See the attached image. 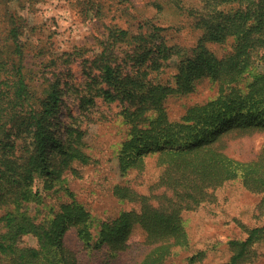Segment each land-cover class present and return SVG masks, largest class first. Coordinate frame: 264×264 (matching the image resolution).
<instances>
[{"label": "trees", "instance_id": "obj_1", "mask_svg": "<svg viewBox=\"0 0 264 264\" xmlns=\"http://www.w3.org/2000/svg\"><path fill=\"white\" fill-rule=\"evenodd\" d=\"M169 2L186 10L202 32L195 46L168 45L162 27L149 22L145 33L113 25L98 41V53L83 60L89 65L79 104L94 106L97 97L123 104L119 173L144 175L148 159L159 170L143 192L112 185L111 196L131 207L98 224L65 187L69 172L77 176L79 167L93 161L75 118L63 122L60 117L69 87L56 75L45 76L53 59L41 63V78L29 70L24 19L6 10L8 29L0 39V264H87L86 256L93 260L98 254V264H114L132 249L133 264H167L176 249L189 246L183 214L214 200L215 189L238 180L245 190L262 195L264 204V71H256L264 68V0ZM86 6L93 18L101 19L100 4L88 0ZM155 6L161 9L159 3ZM224 43L228 49L222 54L212 49ZM173 56L174 85L157 82ZM203 80L216 86V95L171 120L166 99L192 93ZM257 136L258 147L249 148ZM233 141L242 150L249 148L248 157L230 152ZM51 191H64L69 200L38 219L29 209L42 205ZM135 229L144 234L139 242L131 241ZM245 231L244 240L228 242L231 256L223 264H252L257 258L253 246L264 240V227ZM68 232L75 249L65 242ZM24 237H32L35 245H22Z\"/></svg>", "mask_w": 264, "mask_h": 264}, {"label": "rangeland", "instance_id": "obj_2", "mask_svg": "<svg viewBox=\"0 0 264 264\" xmlns=\"http://www.w3.org/2000/svg\"><path fill=\"white\" fill-rule=\"evenodd\" d=\"M87 1L0 0V39L4 38L8 29V9L24 19L26 28L22 40L28 41L25 61L29 70H32L36 78H41V63H48L53 59L55 64L48 68L45 76L48 79L58 76L64 86L69 87L68 96L65 97L66 107L60 117L63 122L75 118L76 125L85 132L83 141L93 161L88 166L79 167L77 176H72L69 172L65 187L73 192L75 199L85 205L94 217L95 224H98L115 217L120 210L131 207L111 196L109 188L112 185L127 184L143 192L156 180L159 170L155 168L153 159H148L144 175L133 171L127 175L119 173L116 151L125 131L120 114L123 104L117 99L104 101L102 97L95 98L94 106L79 104L78 95L85 90L87 81V76L83 73L89 65L83 63V60L92 59L98 53V41L106 34L108 26L116 25L133 33H145L150 29L145 27L149 22L150 25L162 27L160 34L168 45L174 43L184 48L195 46L202 32L194 28L193 17L186 10H178L168 3L169 0H95L96 5L100 4L103 8L101 19L91 16L86 6ZM155 3H159L161 9H157ZM212 49L222 54L228 49V43L214 45ZM77 50L81 51V57L70 55ZM63 59H68V62ZM176 61L175 56L167 60L168 67L161 69L160 74L155 77L157 82L174 85L172 77L176 73ZM147 64L148 61L144 65ZM256 71L263 72L264 68L258 66ZM151 76H155V73ZM216 93V86L208 80L197 81L192 93L172 94L166 99L164 106L169 118L177 121L187 107L203 103ZM251 139L249 148L258 147L261 138L257 136ZM232 143L231 153L242 158L248 157L249 148L242 150L239 144L234 141ZM213 194L214 200L210 199L196 210L183 214L189 246L186 249H176L167 264H223L231 256L229 241L244 240L245 230L264 227L262 195L245 190L238 180L222 185ZM68 200L64 191H51L42 205L37 208L32 205L29 212L37 214L38 219H41L50 207L56 208L59 203ZM143 237L141 230L135 229L131 241L139 242ZM65 242L69 248L75 249L76 241L72 233L66 234ZM35 243L32 237H24L22 241V245L26 246H34ZM253 248L258 256L252 264H264V240L256 243ZM86 259L87 264H98L101 254L94 256L93 260L87 256ZM114 264H133V249L116 258Z\"/></svg>", "mask_w": 264, "mask_h": 264}]
</instances>
